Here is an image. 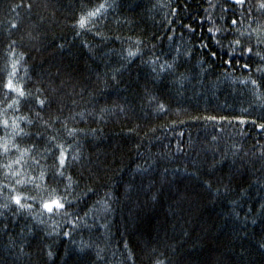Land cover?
<instances>
[{
  "label": "trees",
  "instance_id": "16d2710c",
  "mask_svg": "<svg viewBox=\"0 0 264 264\" xmlns=\"http://www.w3.org/2000/svg\"><path fill=\"white\" fill-rule=\"evenodd\" d=\"M262 4L0 0V264H264Z\"/></svg>",
  "mask_w": 264,
  "mask_h": 264
},
{
  "label": "snow or ice",
  "instance_id": "6c2138e0",
  "mask_svg": "<svg viewBox=\"0 0 264 264\" xmlns=\"http://www.w3.org/2000/svg\"><path fill=\"white\" fill-rule=\"evenodd\" d=\"M242 2H243V0H237V3H242ZM104 7H105V5L101 4L95 10L89 11L85 15H82L80 17V19L78 20V22H77L79 27L80 28H84L85 25L90 22L91 18L97 16ZM261 7H264V4H262ZM13 27H15V25H13ZM209 31H211V29ZM236 43L239 44L240 41H236ZM247 51L251 52V49L249 48V49H247ZM130 55H131V53H130ZM245 66H247V65H245ZM253 83H255V81H253ZM5 87L10 89V90H12V91H16L18 93V95L21 96V97H23L25 95L24 91L22 89H19V88L15 87L11 80H9L7 82ZM13 103L15 104V103H17V101H13ZM38 103L41 106H43L45 102L43 100H39ZM162 109H163V105H161V110ZM5 123H7V122L5 121ZM260 127L264 128V125H260ZM59 163H60L61 166H63L65 164V158H64V152L63 151H61V154H60V157H59ZM11 199L14 200L15 203L21 208L31 207L30 205L22 204L21 203V198L19 196H13ZM5 206H7V205H5ZM42 207L44 209H46L49 213H51L53 211H57L58 212L60 209L64 208V203L62 202L61 199L52 198V199H50L48 201H44L42 203ZM65 235H68V233H65ZM262 247H264V245H262ZM49 255H51V253H49Z\"/></svg>",
  "mask_w": 264,
  "mask_h": 264
},
{
  "label": "rangeland",
  "instance_id": "374dc122",
  "mask_svg": "<svg viewBox=\"0 0 264 264\" xmlns=\"http://www.w3.org/2000/svg\"><path fill=\"white\" fill-rule=\"evenodd\" d=\"M231 1L237 2V0H231Z\"/></svg>",
  "mask_w": 264,
  "mask_h": 264
}]
</instances>
